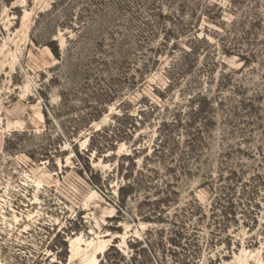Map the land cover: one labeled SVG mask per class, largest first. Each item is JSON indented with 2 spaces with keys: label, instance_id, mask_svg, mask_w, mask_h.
I'll return each instance as SVG.
<instances>
[{
  "label": "rangeland",
  "instance_id": "374dc122",
  "mask_svg": "<svg viewBox=\"0 0 264 264\" xmlns=\"http://www.w3.org/2000/svg\"><path fill=\"white\" fill-rule=\"evenodd\" d=\"M0 264H264V0H0Z\"/></svg>",
  "mask_w": 264,
  "mask_h": 264
}]
</instances>
